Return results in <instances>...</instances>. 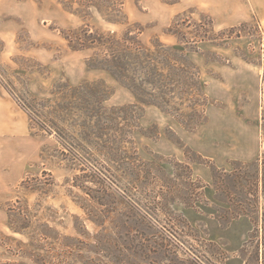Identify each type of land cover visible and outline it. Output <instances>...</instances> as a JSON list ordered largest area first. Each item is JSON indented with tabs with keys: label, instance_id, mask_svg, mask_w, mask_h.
<instances>
[{
	"label": "rangeland",
	"instance_id": "374dc122",
	"mask_svg": "<svg viewBox=\"0 0 264 264\" xmlns=\"http://www.w3.org/2000/svg\"><path fill=\"white\" fill-rule=\"evenodd\" d=\"M179 1L0 0V264L250 258L214 171L264 158V26Z\"/></svg>",
	"mask_w": 264,
	"mask_h": 264
},
{
	"label": "trees",
	"instance_id": "16d2710c",
	"mask_svg": "<svg viewBox=\"0 0 264 264\" xmlns=\"http://www.w3.org/2000/svg\"><path fill=\"white\" fill-rule=\"evenodd\" d=\"M214 23L213 20H210ZM103 67V66H101ZM112 73H116L112 68L107 67ZM36 101V98L32 99ZM20 104L25 107L32 117V104L24 103ZM49 127H53L48 123ZM54 125V124H53ZM44 129H47L46 125H43ZM54 128V127H53ZM225 177L232 179L234 186L236 187V194L238 195V201L240 203L235 204L244 215H248L252 208L258 206L259 196L264 195V158L258 159L253 162H238L232 172H224L223 170L217 169L214 171V184L216 189L221 190V187L225 184ZM141 205V202L138 201ZM254 218V217H253ZM255 226L253 233L250 235L248 246L256 239L255 250L250 255V258L246 259L244 264H264V206L258 210L257 218H254ZM247 250V249H245ZM197 259L201 260L199 254H195ZM217 259V258H213Z\"/></svg>",
	"mask_w": 264,
	"mask_h": 264
},
{
	"label": "crops",
	"instance_id": "0c3cea01",
	"mask_svg": "<svg viewBox=\"0 0 264 264\" xmlns=\"http://www.w3.org/2000/svg\"><path fill=\"white\" fill-rule=\"evenodd\" d=\"M183 9L196 7L214 19L220 28L259 19L264 26V0H180ZM3 104L0 102V112Z\"/></svg>",
	"mask_w": 264,
	"mask_h": 264
}]
</instances>
